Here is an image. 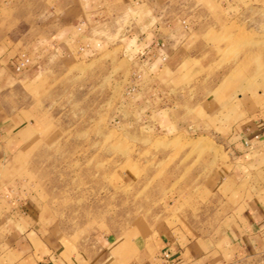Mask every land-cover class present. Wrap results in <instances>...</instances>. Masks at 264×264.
<instances>
[{
	"label": "rangeland",
	"instance_id": "374dc122",
	"mask_svg": "<svg viewBox=\"0 0 264 264\" xmlns=\"http://www.w3.org/2000/svg\"><path fill=\"white\" fill-rule=\"evenodd\" d=\"M146 36L173 51L153 73ZM33 103L4 193L48 241L91 257L209 232L260 190L230 151L264 121V0H0V114Z\"/></svg>",
	"mask_w": 264,
	"mask_h": 264
},
{
	"label": "crops",
	"instance_id": "0c3cea01",
	"mask_svg": "<svg viewBox=\"0 0 264 264\" xmlns=\"http://www.w3.org/2000/svg\"><path fill=\"white\" fill-rule=\"evenodd\" d=\"M154 37H143L134 52L150 73L159 69L163 57L173 53ZM33 106L0 114V264H264V121L249 120L234 128L235 150L230 154L235 155L236 166L241 162L248 169L257 167L259 172L250 176V182H258L260 190L249 194L251 200L244 202L241 210L234 208L209 232L201 229L195 235L184 232L168 238L153 231L139 235L126 250L86 257L80 252L68 255L48 241L39 224L30 221L4 193L11 156L25 149L43 127ZM236 151L242 153L236 155ZM124 256L127 258L123 260Z\"/></svg>",
	"mask_w": 264,
	"mask_h": 264
},
{
	"label": "built area",
	"instance_id": "2783aa9c",
	"mask_svg": "<svg viewBox=\"0 0 264 264\" xmlns=\"http://www.w3.org/2000/svg\"><path fill=\"white\" fill-rule=\"evenodd\" d=\"M167 60V58L166 57H163L162 58V61H166ZM29 62V59L28 58H24V59H22L18 64H17V66H16V69L18 70V71H20V70H22L25 66H26V64ZM162 64V63H161ZM42 264H50V263H48V262H43Z\"/></svg>",
	"mask_w": 264,
	"mask_h": 264
}]
</instances>
